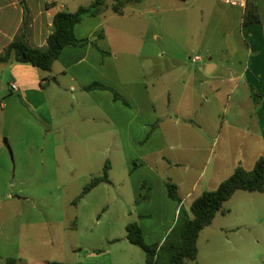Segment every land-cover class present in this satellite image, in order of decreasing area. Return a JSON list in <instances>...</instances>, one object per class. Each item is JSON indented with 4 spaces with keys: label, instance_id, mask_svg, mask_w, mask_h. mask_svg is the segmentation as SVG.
Here are the masks:
<instances>
[{
    "label": "crops",
    "instance_id": "crops-1",
    "mask_svg": "<svg viewBox=\"0 0 264 264\" xmlns=\"http://www.w3.org/2000/svg\"><path fill=\"white\" fill-rule=\"evenodd\" d=\"M94 1L0 0V56L22 34L30 48L45 50L47 40L53 32L55 16L61 12L75 13L81 7H89ZM126 1V4L136 3L142 8L133 10L130 14L124 9L122 15L115 14L112 10L102 11L96 16H86L76 25V38L88 39L95 42V45L90 42L79 47H66L53 64L49 80L33 66L0 63V131L4 125L3 100L12 93L18 95L21 103L42 127H57L58 131L69 128L64 125L67 113L58 99L57 112L61 117H55L50 100L55 102L61 91L68 90L74 101L87 99L91 105L86 108H97L106 121L107 129L104 133L114 135L111 139L121 142V154L130 166L131 175L138 174L141 178L139 193L135 197L138 208L135 221L141 226L145 241L149 245L162 244L174 227L181 207L188 211L195 199L204 192L217 189L241 166L237 165L240 162V158L236 159L238 155L232 154V147L239 143L238 137L229 140L231 152L221 149L220 153H215L213 147H207V142L212 139L214 145L216 142L226 143V127L230 125L220 118V112L213 107L226 96L227 88L230 89L228 100L236 98L239 108L241 96L248 98L251 104L239 116L245 124H249L248 127L261 128L264 140V0H254L259 21L249 25L244 24L246 8L229 6L218 0H158L152 4L150 0ZM109 2L106 1L105 5L113 4ZM107 11L112 13L111 19L141 18L155 12L175 13L171 18L175 17L185 24L182 32L186 48L205 52V60L202 58L203 62L200 63L191 61V65H187V61H175V64L187 68L181 69V79H171L173 86L174 82H181V89H178L180 101L175 113L159 115L155 104V89L152 90L157 82L151 86L148 79L149 76L151 80L157 81L159 78V73L152 72L149 68L151 62L155 64L152 44L154 46L158 36L162 39L159 23L157 25L160 28L157 26V31L152 33L153 41H147L144 33L146 28L138 26L137 38L142 43L141 48L149 46V51L144 56L137 53V57L147 59L150 64L145 67L140 63L145 67L144 75L142 78H133L128 74L123 75L119 62L117 63L119 52L115 49L111 35L117 33L120 37L122 33L107 26V20L103 19ZM121 43L117 47H122V52L126 53L130 46L124 39ZM240 48H245L248 52L247 61L235 57ZM125 56L131 55L126 53ZM129 61V58L125 59L122 65L127 71L132 66ZM192 67L203 72L202 79H196L192 71L188 72ZM51 78L56 82H52ZM94 83L112 89L121 99H115L110 90H85ZM14 85L17 86V91L13 90ZM197 86H205V109L208 107L212 111L205 116V123L198 124L194 123L188 112L193 88ZM167 94L169 95V91ZM249 113H254V116ZM246 114L248 116L245 117ZM195 128L202 134L205 129V147L203 138L193 134ZM201 145L204 155L193 156L191 152L201 151ZM5 161L1 156L0 172L7 168ZM168 181L177 185L182 200L180 205L169 198ZM159 213L161 217L154 220V216L158 217ZM120 238L129 243L126 235ZM126 251L127 255L129 248ZM76 254L75 262L64 264H100L98 254L82 249H77ZM106 257L104 264H115L112 255L108 253Z\"/></svg>",
    "mask_w": 264,
    "mask_h": 264
},
{
    "label": "rangeland",
    "instance_id": "rangeland-1",
    "mask_svg": "<svg viewBox=\"0 0 264 264\" xmlns=\"http://www.w3.org/2000/svg\"><path fill=\"white\" fill-rule=\"evenodd\" d=\"M120 1L125 3L128 14L142 8L136 3ZM156 1L150 0L151 4ZM173 15L175 13L155 12L141 18L124 19H111L110 11L103 15L107 26L122 33L120 37L113 33L111 39L119 52L117 63L121 73L133 78H142L143 68L150 64L147 59L137 57V53L144 56L149 51V46L141 48L142 43L137 38L138 26L146 28L147 41H153V31H157L158 25L161 27L162 39L158 36L154 46L152 44L155 64L151 62L149 67L152 72L159 73V78L156 81L148 77L151 86L157 82L152 90L155 89V104L161 116L175 113L180 101L178 89H181V82L176 81L173 86L171 79H181V69L187 68L175 64L176 59L187 61V65H191L194 56L200 55L205 60L202 50L186 48L182 32L185 24L171 18ZM122 39L130 46L126 50L131 55L129 57L122 52V47H117L122 44ZM235 57L247 61L248 52L240 48ZM128 58L132 65L129 71L122 66ZM191 71L194 78H203V72L198 68L192 67L188 72ZM193 91L188 112L194 123H205V116L212 112L208 107L205 109V86L194 87ZM229 91L227 88L226 96L213 107L230 125L226 127L227 144L216 142L214 145L212 139L207 142V147H213L215 153H220L221 149L231 152L229 140L238 137L239 143L232 147V154L238 155L236 159L240 158L237 165L251 170L256 160L264 155L262 129L248 127L249 124L239 116L251 104L248 98L241 96L239 108L236 98L228 100ZM58 99L67 113L64 125L69 128L65 131L36 125L21 116L15 117L8 134L13 159L4 143L3 129L0 131V158L4 157L7 164L6 170L0 172V264H7L8 260L14 264L73 263L77 259V249L98 254L100 264H104L108 253L113 256L115 264H144V252L120 238L126 235V223L137 219L135 197L139 193L141 178L138 174L131 175L130 166L121 154V142L112 140L114 135L104 133L106 121L97 108L87 109L91 105L87 99L74 101L69 90L61 91L55 102L50 100L53 114L59 118ZM249 115L254 116V113ZM92 118L95 121H90ZM193 134L203 138L205 147V129L202 134L195 128ZM203 146H199L201 151L194 150L191 154L204 155ZM107 165L111 167L110 183L99 184L75 204L90 181L103 176ZM160 217L161 213L154 216V220ZM197 246V260L188 264H264V192L235 193L212 224L200 233ZM126 248L130 250L127 255Z\"/></svg>",
    "mask_w": 264,
    "mask_h": 264
},
{
    "label": "trees",
    "instance_id": "trees-1",
    "mask_svg": "<svg viewBox=\"0 0 264 264\" xmlns=\"http://www.w3.org/2000/svg\"><path fill=\"white\" fill-rule=\"evenodd\" d=\"M106 1L109 0H95L89 7H81L75 13H58L54 18L53 32L47 40L45 50L30 48L25 42L24 34H22L8 46L5 54L0 56V63L33 66L45 75V79L49 80L51 75L48 72H51L53 64L66 47H79L90 42L95 45L93 41L79 40L75 36L76 25L86 16H96L106 10H112L118 15L123 14L124 2L110 0L115 1V3L106 6ZM258 21L257 6L254 0H248L244 24L249 25ZM85 90H110L114 93L115 99H121L112 89L99 83H94ZM109 169L110 167L107 165L103 176L95 177L90 181L75 200V204L99 184L110 183ZM167 191L169 198L180 205L182 200L179 197L177 185L168 181ZM238 191L264 192V155L256 160L251 170L238 166L233 174L223 181L217 189L204 192L195 199L188 211L181 207L174 227L162 244H147L143 230L136 221L130 222L126 226L127 241L144 252L146 264H188L195 262L199 253L197 243L200 233L212 224L215 216ZM11 263L12 260H8L7 264Z\"/></svg>",
    "mask_w": 264,
    "mask_h": 264
},
{
    "label": "water",
    "instance_id": "water-1",
    "mask_svg": "<svg viewBox=\"0 0 264 264\" xmlns=\"http://www.w3.org/2000/svg\"><path fill=\"white\" fill-rule=\"evenodd\" d=\"M50 73V72H48ZM52 82H56L54 78H51ZM4 125H3V136H4V143L8 148L11 158L13 159V154L11 147L8 142V134L12 124V121L15 117L21 116L26 120L33 122L36 125H40L37 119L34 117L33 114L25 107L18 95L16 93H12L8 95L4 100Z\"/></svg>",
    "mask_w": 264,
    "mask_h": 264
},
{
    "label": "built area",
    "instance_id": "built-area-1",
    "mask_svg": "<svg viewBox=\"0 0 264 264\" xmlns=\"http://www.w3.org/2000/svg\"><path fill=\"white\" fill-rule=\"evenodd\" d=\"M218 1L222 4H226L234 7H241V8H246L248 3V0H218ZM191 61L193 63H200L203 62V59L200 56H194L193 58H191ZM13 90L15 91L18 90L16 85L13 86Z\"/></svg>",
    "mask_w": 264,
    "mask_h": 264
}]
</instances>
